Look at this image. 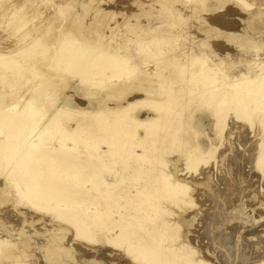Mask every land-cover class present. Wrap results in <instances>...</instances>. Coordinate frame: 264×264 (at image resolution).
Returning <instances> with one entry per match:
<instances>
[{"label": "bare ground", "instance_id": "obj_1", "mask_svg": "<svg viewBox=\"0 0 264 264\" xmlns=\"http://www.w3.org/2000/svg\"><path fill=\"white\" fill-rule=\"evenodd\" d=\"M182 1L183 2L190 1L191 3L196 0H182ZM225 1H228V0H225ZM229 1H232V0H229ZM172 2H175L177 6H179L178 1L177 2L172 1ZM223 3H225L224 0H223ZM241 3L245 5H249L248 2L246 3V1L244 0H241ZM171 4L169 3L170 6ZM259 4L261 5V3ZM169 5H168V8L173 10L172 8L174 5H172V7H169ZM2 6H4V4ZM182 6H179V7H182ZM19 7H21V5ZM187 7L188 6H186L185 8ZM219 7H222V5H220ZM243 7L244 6H242V8ZM177 8H174L176 9L175 11L176 13H177ZM190 8H187V9H190ZM16 9L18 10L19 8H16ZM165 9H166V6H165ZM192 9L190 10L194 11L195 8L193 7ZM179 10L181 9L179 8ZM179 10H178V13H179ZM195 10H197V8ZM0 11H1V8H0ZM185 11L187 10L185 9ZM206 11H209V10L207 9ZM19 12H20V9H19ZM19 12H16V13L18 14ZM166 12L164 11L165 14L169 13V12L168 13ZM194 12H197V11H194ZM8 13L10 14V12ZM13 13H11L12 16L10 15L11 18L13 17ZM0 14L2 15L4 13L2 12ZM20 14L22 13H19V15ZM172 14L170 15L173 16ZM175 15L176 14H174V16ZM27 16L28 15H26V17ZM0 17L1 19L4 18L2 16ZM7 17L9 18V16ZM21 17L19 19H21ZM180 17L179 19L181 21H179L178 19L177 20L179 22H182V19ZM49 18H47V20H49ZM26 19L28 20V17ZM51 19H50V23H51ZM177 20H175V22H178ZM13 21L18 22V21H15L14 18H13ZM168 22H172V21H168ZM168 22L166 21L167 24ZM175 22H173V25L175 24ZM44 23L45 22L43 21V24ZM163 23L166 24L165 20ZM48 24L49 23L47 22V25ZM37 26L39 27V30H40L41 25L39 26L37 24ZM45 26L41 28L44 29ZM10 27L12 26L10 25ZM33 27L35 28V26ZM48 27H50V25ZM166 27L168 29L169 25H167ZM31 28L29 27V29ZM12 29H15V28L12 27ZM49 29H51V27ZM66 29L64 30L66 31ZM67 30H70V28ZM13 31H17V30H13ZM43 31L46 32L45 30ZM65 31H63V33ZM170 31H172V29H170ZM28 32H27L28 35H26L27 37L25 36L26 39L29 37V34L32 32V30ZM59 32H56V33H59ZM39 33L38 35L33 34V33L32 34L41 36L43 32L40 33L41 35H39ZM65 34L66 32L64 33V35ZM161 34L163 35V32ZM165 34L163 36H166V38L167 36H171V34L170 35H165ZM20 35L17 34V37H20ZM140 35L142 36V34ZM152 35L154 36V34ZM162 35L160 36L158 35V36L161 37ZM43 36H45L44 33H43ZM147 36H149V34ZM25 37L23 36V38ZM150 37L152 36L150 35ZM150 37L149 38L145 37L147 40H145V38H142V37L141 38L139 37V38H140V41H142L141 39H144L146 42H148L152 40L150 39ZM75 38L74 36L72 37V36L67 35L65 38H63L62 40L63 42L61 41L60 44H57L58 42L55 41V43L57 42L55 45L56 46L59 45V47H55V49L52 48L54 47L53 44H50V46L52 45L51 46L52 49L50 48L51 52H53L54 50L56 54L53 57V54L51 55L49 54L51 52H48V56L50 55L49 58L51 60L53 58L55 59V61L53 59L54 64L55 63L57 64L58 62L61 63V66L64 67V70L65 68H68L69 70L74 72V74L77 75L78 78L91 81L92 79L94 80V78L98 80V77H99L105 80V79H113L114 77L112 76L119 77L120 76L119 74L121 73L129 74L130 70L133 72H139L137 67L136 68L138 71H135L136 68L135 69L132 68V66L134 65L131 66L128 63L129 59L131 61L135 59V58L133 60L131 58L128 59V56L126 54H128L129 52L125 54L123 53V55H121L122 53H120L119 50L114 51L115 47L117 49L118 48L121 49L124 44H122V46L120 47L114 46L113 47L114 50L112 52V49H111L112 46H110L111 44L109 45L108 44L109 42L104 44L105 42L104 41L103 45L104 46L109 45L110 47L106 49H111V52L110 50H108V52L103 50L104 46L102 44H101L102 46L100 45L101 46L100 48H102L103 52H100V50L95 51V49L97 50V48L94 49V47H92L91 45L89 46L83 45L77 42L76 40H74ZM84 38L85 37H83L82 39ZM20 39H21L20 41L22 42L23 41L22 37ZM39 39L40 38H38L37 40ZM175 39H173L174 43L175 41L178 40L177 35ZM48 40L52 42V40H55V39H52V40L48 39ZM91 40H92L91 42L96 43L95 39L94 41L93 39ZM135 40L138 41V39H135ZM41 41L42 40H40V42ZM43 41H46V40L44 39ZM49 41L46 44H49ZM98 41L96 43L97 45H99ZM153 41H156V40H153ZM16 42H19V41L17 40ZM24 42L25 41H23V44ZM146 42L144 46H146V44H150ZM168 42L171 43L173 41L170 42L168 40ZM87 43L88 42H86V44ZM172 44L173 43L169 45L172 46ZM43 45L42 47H44ZM97 45L96 47H98ZM177 45H179L180 47L181 44L178 43L176 44V46ZM13 46L15 47L16 45L14 44ZM45 46H49V45H45ZM184 46H182L183 48L180 47L179 48L180 50H178V47H174V48L167 47L168 50L169 48L174 49V50L176 48L178 50L172 56H168L169 59L167 58L168 60H170L168 62L172 61L173 63L177 64V66L171 67L172 74H170V76L171 75L172 76L170 77L169 80H166V82L159 81L161 80L162 76L160 78L157 76L158 82L154 81V83H152L151 85L152 88L150 87L151 89L148 88V86H146L147 87L146 92L148 93L145 94L144 91H141L145 94L144 97L138 96L134 98L132 97V95L127 96L129 93L125 92L123 94L124 97H122L121 99H114L118 101L112 100L114 102L112 106H108L110 103L107 104V102L104 104L99 102V100H97L98 98L96 99L97 101L95 99H92L96 101V103H94L89 109L91 111L87 110V108L85 107L86 105H88L87 103L85 106L82 104H79V105L84 106L86 108L85 110H83L82 107L80 108L73 107L72 105L73 102H71L73 100L72 98H71L72 100L63 99L61 102V105L55 104L51 108H49V105L46 106V102L49 103L48 101L50 100V98L52 97L53 99V96L57 95L55 93L59 92L57 91L58 89L56 90L58 85H56L57 87L55 86L56 82L54 84L53 78H56L57 76L59 77L60 71H58V73H56V71H52V73H50V71H46L48 67H46V69L43 68L44 70L42 69L43 72L46 71V73L44 74H42L43 72L40 73V75L36 77L38 79L36 78L33 79V75L31 76L32 81L36 80V82L34 81L35 84L34 82L33 83L31 82V84L29 83L31 86L34 85L33 87H30L29 84H28L29 87L27 86L28 88L24 86L25 91L27 92V95H24V93L26 92L17 94L18 98L15 99V97L13 96L14 97L13 101L11 99L10 100L12 102L9 100L11 103H9L8 101L9 99L8 95H7L8 99L4 97L7 103L5 102L4 103L5 105L3 106L0 103L1 104V107H0V175L1 176L3 175L2 179L4 180L3 181L4 184H2L1 190L3 191V188H6V190L7 188L9 189L11 188L12 189L11 191L15 193L13 194L14 195L17 194L18 197L20 196L19 198L23 201L25 205L28 206V211L32 212V209L37 210L39 208L37 212L38 211L44 212L45 210L50 209L53 212V216L52 215L51 216L54 218L55 221L58 222L61 219L59 222H61L62 224L63 220H65L73 227L74 234L76 235L75 238H78V239L81 238L84 240H88L90 242L91 241L95 242V241L100 240L104 244H107V245L111 244L112 247L121 249L122 254H124L125 256L127 255L132 261L136 262V264H208V262L203 261L199 256H195L194 254L195 251L190 246L186 245L184 242H177V232L175 231L176 229L175 210H173V207L171 209H168L167 205H164V203L165 201H170V204H175V200L185 201L183 200V197H186L185 195H186V190L188 188V185L187 184L185 185L184 182L182 184L181 180L178 178V175H182L180 174L181 173L180 170H179L180 172L178 174L176 173V175L175 173H173L174 170L172 171L170 169L169 171L165 170L169 168L165 166L166 164H169V163L167 162L165 164L163 161H161V156L159 153L161 151H158V150L162 146L170 144L172 143L173 140L176 139L175 134H174L176 132V128L180 125L182 120H184L183 122L185 123L187 122V119L190 117H192V119L194 118L196 122L192 125L194 128L193 136L195 138L200 133H202L200 131L199 134H196L199 132L198 130L202 129L203 127H207V126L209 127V130H212L211 134L215 135L213 137H216V135L218 136L221 133L224 127L223 125H224L225 119L228 117L230 112L232 113L231 115H233L232 117L242 119V118H247L251 116L254 110L255 114L257 111L256 115H258V117L256 115H253L251 117L255 116L258 119L263 120L264 119V68L259 66V68H257V72L254 73L255 70L253 69L254 70L253 74H250V75L241 74V75H236V76L233 75L230 77V75H228L229 73L224 74V72L220 70V67L219 69L216 68L215 66L217 64L213 63L212 60L211 62L210 61L207 62L204 55L203 56L201 55L202 53L200 54L196 53L197 56H195L192 53L188 52L189 49L187 48L189 46L187 48L186 46L185 47ZM136 47H138L137 44H136ZM100 48L98 47V49ZM192 48L193 47H191V50ZM1 49L3 53L4 49L2 47ZM15 49L17 50L18 48L16 47ZM46 49H43V52ZM168 50L166 53H168ZM191 50L190 52H192ZM203 50H205V48L204 49L202 48L201 52H203ZM7 52H9V50H7ZM142 52H144V50H142ZM147 52H149V50ZM162 52H163V49H162ZM195 52H198V50H195ZM11 53H14V52H11ZM41 54L38 56H35V60H36V57L44 56L45 52L44 54L42 55ZM165 55L167 56L168 54H165ZM21 56H18V57H21ZM157 56L158 55H156V58H158ZM166 56L164 57L166 58ZM29 57L32 59L31 56ZM164 57L162 59H164ZM3 58H6V57L2 56V61H0V68H2L1 69L2 71L0 72H3V73L6 72L5 69L10 70L11 72L19 71L18 69L20 68V65H18L16 62L20 60H14L13 58H11L9 59V61H5V59ZM33 59L31 61H33ZM140 60H142V62L144 63L146 62L145 58L144 59L140 58ZM140 60L138 61L140 62ZM158 60H160V58ZM24 61H28V60L26 59ZM42 61H40V63ZM154 61H151V62H154ZM34 62L37 64L36 61H33V63ZM163 62H164L163 64H166L167 60L166 62L165 61ZM144 63L143 64L140 63L141 66H145ZM22 64L26 65L27 63L22 62ZM30 64L31 63L29 62V65ZM36 64L34 66H36ZM46 64L49 65V63L47 62ZM41 65H43V62ZM155 65H157V63ZM252 65H253V62H252ZM49 66H52V65L50 64ZM162 67L164 69L166 66H162ZM26 68H28V66ZM32 68L34 69V67ZM140 68L143 69L144 67H140ZM250 68L252 70L253 67L250 66ZM145 69L140 70V72L144 71L145 72V73L143 72L144 74L149 72L147 69L146 70ZM149 69H151V67H149ZM153 70L155 71L154 74L159 73L158 70H155V69ZM159 70L160 72L162 71L161 69ZM37 71L35 70L34 72H36L37 74L38 73ZM27 74L29 75V73ZM36 74L34 75L36 76ZM144 74L143 76L141 74V76L144 77ZM150 74H152V72ZM15 75H20V73L14 74L13 77L11 75L10 77L14 78ZM22 75H24V73H22ZM63 75H60V76H63ZM153 75L150 78H149V74L148 76L147 75L145 76H147L149 79L151 78L153 79L154 77L156 78L157 74L155 76ZM165 76H166L165 78L167 79V75ZM7 77L11 79L9 77V74L7 75ZM18 77L19 76H17L16 78ZM133 77H132V80H133ZM28 78L30 79V77ZM28 78L25 79L23 76L22 79H25L24 81H27L29 80ZM121 78H124V77L120 76V78L118 79L115 78L118 80V82H116L115 85H117V83L119 84V79ZM96 79L94 81H97ZM141 79L144 80L146 78H141ZM18 80H21V79H18ZM59 80L58 82L61 83ZM11 81H14V80L11 79ZM11 81L9 82L8 80L9 83L6 86H8L11 83ZM61 81H64V80L62 79ZM125 81H127V79H125ZM22 82L23 81H21V83ZM144 82L142 81V83ZM0 83H1L0 86H3L5 82L3 83L2 81ZM150 84L151 83H149V85ZM10 85H13V84H10ZM10 85L9 87H12ZM24 85H27V83H25ZM96 85H98V83ZM50 86L56 87L55 88L56 91L52 93L54 95L50 94L51 92H53L54 89L53 90L45 89V88H50ZM118 86H120V84ZM104 87H108L107 83H106V86ZM23 89L24 88H22L21 90ZM61 89L62 88H60L59 90ZM130 89L127 91H130ZM44 90H49L47 92H50V93L44 92ZM113 90L114 88L112 89V91ZM0 91L2 92L4 91L7 94L6 90H0ZM16 92L17 91H15V93ZM74 92H76V90ZM143 93H139V94L141 95ZM3 95L1 96L3 97ZM91 97L89 99H91ZM129 97H132L131 100L128 99ZM186 100L191 101V102H193L194 100L193 103H196V104L193 106H189L187 109L184 110V103ZM103 101L104 100L102 99V102ZM108 102H111V101H108ZM197 106L198 108H196ZM142 107H147V109L148 108L150 109V110H147L146 113L144 112L145 114L144 117H143L144 114L142 115V117L140 116L141 111H143ZM74 108L75 110H73ZM231 115H229L230 118H232ZM185 118H186V121H185ZM64 119L66 120V122H64ZM183 122L182 124H184ZM260 127L261 126H259V130H260ZM258 135L259 134H257V136ZM204 136H205L204 138L205 140L203 141L200 140L198 144L191 143L192 146L194 145L193 150L190 148L191 150L190 153L192 154V157L188 158L189 156H185V155H188V153L184 155L186 159L184 163L185 166H188L186 163H190L191 160H197V161L204 160L206 153L211 155L212 154L211 152H214V149H216L215 145H213L215 143L213 141L215 138L213 137L210 138L209 136H207L206 138V135ZM260 136L261 135H259V138ZM191 137H192V134H190L189 137L186 136V140H188V138L190 141L193 140L194 137L193 139ZM177 139L179 140V138ZM181 139L182 138H180V140ZM260 139L262 140L258 145L259 155L258 156L255 155L257 156L256 157L257 161H255L257 164L264 163V137L263 135H262V138ZM194 141L196 142V140ZM179 142H182V141H179ZM256 142H259V141L256 140ZM162 156L164 155L162 154ZM146 159H149V160H146ZM192 165L194 164H189L188 167ZM173 174L175 176H173ZM52 212L48 214H52ZM44 213H46V211ZM24 214L27 215L26 213ZM14 229L15 228L11 227L10 229L6 231H2V230L0 231V260L2 259L4 255L7 254L4 252L5 250L8 251L7 248L9 249L11 248L13 252L12 255H15L18 251L17 243H15L18 236H17L16 230ZM5 246L7 247L4 249ZM250 264H264V258L256 259L255 261H252Z\"/></svg>", "mask_w": 264, "mask_h": 264}, {"label": "rangeland", "instance_id": "obj_2", "mask_svg": "<svg viewBox=\"0 0 264 264\" xmlns=\"http://www.w3.org/2000/svg\"><path fill=\"white\" fill-rule=\"evenodd\" d=\"M8 1L0 0V4L1 3L4 4V6H2L3 4L0 5L1 8L0 13L2 12L4 13L2 15L0 14V16L4 17L2 19L0 17L1 20L0 22L1 60L0 61H2V56L6 57L3 58L5 59V61H9V59L11 58H13L14 60H20L17 62L15 61L18 65H20V68L18 69L19 71L11 72L10 70L5 69L6 72L4 73L0 72V76H1L0 78H2L0 79V82L2 81L3 83L5 82L4 85L2 83L3 86H0V90L7 91V94L4 91L3 92L0 91V97H1L0 103L2 104V106L5 105L4 104L5 102L7 103L5 98L6 99L9 98L8 101L10 99L13 101L14 97L15 99L18 98L17 94L26 92L25 87L26 88H28L29 86L33 87L34 85L31 86L30 84L31 82L32 83L34 81L36 82V80L32 81L31 76L33 75V79L38 77L40 73H42L43 70L46 69V67H48L46 71H50V73H52V71H56V73L60 71L59 77L55 76L56 78H53L54 84L56 82L55 86L58 85V87L56 86L57 87L56 88L54 86H50V88H45L49 90L54 89L53 92L51 93L47 92L49 90H44V92L50 94L54 93L57 89H58L57 91H59L55 93L57 95L52 94L54 95L53 99L50 96L51 98L48 101L49 103L46 102V106L49 105V108H51L55 104L61 105L63 99H67V100L73 99L71 101L73 102L72 103L73 107L75 108L82 107L83 110H85L86 108L87 110H89L91 106L94 103H96L97 100H99V102L103 104L106 102L107 104L110 103L108 106H112L114 103L113 101H118L114 99H121L122 97H124L123 94L125 92L129 93L127 96L132 95V97L134 98L138 96L144 97V95L148 93L146 92L147 91L146 86L150 88L152 83H154V81L158 82V77L159 78L161 76L163 77V78L161 77V80H159L161 82H166V80L170 79V77L172 76V75L170 76V74H172L171 67H176L177 64L173 63L172 61H171L172 64L171 62H168L170 61L168 60L169 59L168 56H172L173 54H175L178 50H180L179 48L184 45L186 46V48L189 46L187 48L189 49L188 50L189 53H192L195 56H197L196 53L199 54L202 53L201 55L202 56L204 55L207 62L209 61L211 62L212 60L213 63L217 64L215 66L216 68L219 69L220 67V70L224 72V74L229 73L228 75H230V77L233 75L236 76L241 74H245V75L253 74L254 70H255L254 73L257 72V68H259V66L264 68V2H263L264 0H244L246 1V3L248 2L250 6L241 3V0H232V1L224 0L225 3H223V0H220L222 3L219 0H199V1L196 0L191 3L190 1L183 2L182 0L181 1L179 0H164V1L163 0H8ZM172 1H176V2L178 1V5L179 6L183 5V6L179 7L175 2ZM16 2L17 4L18 3L19 4L17 5ZM169 3L170 4L172 3L171 6L169 5ZM259 3H261V5ZM5 5H7L8 7ZM20 5L21 7H19ZM168 5L169 7H172V5H174L172 8L173 10L169 9ZM220 5H222V7H219ZM9 6L11 9L9 8ZM165 6L166 9L168 8L167 10L165 9ZM186 6H188L187 8L191 7L190 9H192L193 7L195 9L197 8V10L194 9V11L197 12L185 8ZM242 6L244 7L242 8ZM177 7H179L181 10H179V8ZM16 8H19L20 12L19 9L17 10ZM162 8L165 12L167 11L166 13L168 12L169 13L165 14ZM174 8H177V13L179 10L180 15L179 13L177 14L175 12L176 9ZM185 9L192 14L185 11ZM203 9L204 10L208 9L209 11L206 10L204 11ZM9 10H11L12 12ZM7 11L10 12V14ZM16 12L22 13L20 15L23 17H21L19 13L17 14ZM11 13H13L12 18L10 17V15L12 16ZM170 14H172L173 16H171ZM174 14H176L175 15L176 17L174 16ZM26 15H28L27 16L28 20L26 19L27 18ZM163 15L164 16L167 15V16L164 17ZM178 15L179 17L182 16L180 17L182 19V22H179L181 20L179 19ZM7 16H9V18ZM20 17L21 19H19ZM13 18L15 19V21L18 22H14ZM17 18L21 21H19ZM47 18H49V20H47ZM50 19H51V23H50ZM45 20L49 23L48 25ZM164 20L165 23L166 21L167 22L172 21V22H168V24L166 23L167 25H169L172 31H170L169 27L167 29L166 27L167 25L163 23ZM175 20H177L178 22H175ZM43 21L45 22L44 24ZM173 22H175L174 25ZM37 24L39 26L41 25L40 26L41 31L39 30ZM10 25L15 29H12ZM32 25L35 26L36 29ZM42 25L45 26L44 29L41 28L43 27ZM49 25L51 29H49L50 28L48 27ZM29 27L30 28L32 27L34 30L32 28L29 29ZM66 28L67 29L70 28V30H67ZM64 29H66V31ZM13 30H17L18 32ZM30 30H32V32L29 34L28 38L32 36L31 37L32 39L30 38L31 39L30 40L27 38L30 41L29 42L26 39L27 37L26 35H28L29 33L28 31ZM43 30H45L46 32H44ZM74 30L76 33L74 32ZM38 31L40 33L43 32L46 37L43 36V33L41 35ZM63 31L66 32L65 35H64L65 32L63 33ZM175 31H177L178 33ZM23 32L25 35L23 34ZM37 32L41 36H37L38 35ZM162 32L163 35L167 32L165 35L171 34V36H167L166 38V36H163L161 34ZM11 33L15 36H13ZM32 33L37 35H33ZM17 34L18 35L21 34L22 36L20 35V37H17ZM140 34H142V36ZM148 34L149 36H147ZM152 34H154V36L156 34L157 35L154 37ZM67 35L72 37L74 36V38L76 37L74 40H76L77 42L83 45H88V46L91 45L92 47H94V49L97 48V50L95 49V51L100 50V52H103V50H105L106 52L110 50L111 52V49L113 52L114 46L120 47L122 46V44H124L121 48L122 50L119 48L117 49L115 47L114 51L119 50V52L122 53L121 55H123V53L124 54L128 52L131 53L133 50L132 53H134L135 55L132 53H131L132 56L129 53L126 54L128 56V59L131 58L133 60L135 58L133 61L129 59L128 63L131 66L134 65L132 66V68L134 69L137 67L139 72H133L130 70L129 72L130 75L128 73L119 74L121 77H124L119 79L120 86H118L119 85L118 83L117 85H115V83L118 82L117 79L120 78V76L119 77L112 76L114 77L113 79H105V80L99 77L98 80L94 78V80L96 79L97 81H94L93 79L92 80L90 79L91 81H89L78 78V76L75 75L74 72H72L68 68H65L64 70V67L61 66V63L58 62L57 63L58 65L56 63L55 64L53 63V59H54L53 57L56 54V52H54V50L53 52H51V49L52 48L55 49V47H59V45L56 46L55 44L57 42H58L57 44H60L63 38H65ZM150 35L152 37H150ZM158 35L159 36L162 35V36L159 37ZM176 35L178 40L175 41L174 43L173 39L176 38ZM23 36L26 37L23 38ZM34 36L37 38H35ZM21 37L23 41H25L24 44L23 41L22 42L20 41ZM83 37L85 38L82 39ZM139 37L140 38L150 37V39L152 40L148 39L150 41L146 42L145 40L147 39L145 38V40L141 39L142 41H140ZM38 38L40 39L37 40ZM43 38L46 41H43L44 40ZM48 39L51 40L55 39V40H52V42H50ZM91 39H93V41L95 39L96 43L99 40L98 41L99 45L91 42L92 41ZM135 39H138V41ZM17 40L21 43L16 42ZM40 40L42 41L40 42ZM47 40L49 41V44H46L48 42ZM109 40L110 41L112 40L111 43ZM168 40L170 42L173 41L171 42L173 43L172 46L175 45L174 47H178V50L176 48L175 50L171 49L174 47L170 46L171 43H169ZM55 41L57 42L55 43ZM144 41L150 44H146L147 46L146 47L144 46L145 44ZM86 42L88 43L86 44ZM103 42L104 44L109 42L108 44L109 45L111 44L110 46H112L111 49H106L109 48L110 46L105 45L106 46L105 47L103 45ZM13 43L16 45L15 47L13 46L14 45ZM42 43L45 44L43 45ZM134 43H136L138 47H136V44ZM178 43L183 45L182 46L180 45V47L179 45L176 46V44ZM21 44L24 46H22ZM50 44H53L54 47L51 48L52 45L50 46ZM95 44L99 48L103 45L104 46L103 50L102 48L98 49V47H96ZM42 45L44 47H42ZM45 45H49V46H45ZM1 47L4 49L3 50L4 54L2 53ZM16 47L18 48L17 50L15 49ZM167 47H171L169 48V50L171 49L170 52L172 53L169 52ZM191 47H193L195 50H198V52H195L193 48L191 50ZM42 48L43 49L47 48L46 49L47 52L46 50H44L45 54L47 53L46 55L44 54ZM202 48L203 49L205 48L203 52H201ZM5 50L6 52L7 50H9V52L6 53ZM142 50H144V52H142ZM148 50L149 52H147ZM167 50L168 53H166ZM190 50L192 52H190ZM41 52L42 54H44V56L36 57L35 60V56L40 55ZM48 52H51L49 53L51 55L53 54V57H51L53 58L52 60L49 58L50 55L48 56ZM32 53L34 56L32 55ZM165 54L168 55L166 56ZM156 55H158L157 56L158 58H156ZM29 56H31L32 59L34 57L33 61H36L37 64L35 62L33 63V61H31L32 59ZM164 56H166V58ZM163 57L165 60L162 59ZM44 58L48 60L46 61ZM140 58L141 59L145 58L146 64L142 62ZM159 58L160 60H158ZM26 59L28 61H24ZM138 60H140V62ZM166 60L167 63L163 64L164 63L163 61L166 62ZM21 61L23 63L26 62L28 68H26L27 66L25 64H22ZM40 61L43 62L44 67L43 65H41L42 62L40 63ZM29 62L31 63L30 65ZM46 62L49 63V65L51 64L52 66H49L48 64H46ZM134 62H136L138 65L140 63L142 64L144 63L145 66H141V64L138 66ZM248 62L250 65L248 64ZM156 63L158 66L155 65ZM168 63L171 65H169ZM35 64L36 66H34ZM155 66L157 67V69ZM162 66H166V67L163 69ZM250 66L253 67L252 70ZM32 67H34V69ZM140 67H144L143 69L147 67L146 69L149 72H147L146 74H144L145 73L144 71H143L144 73L140 72V70H143ZM149 67H151V69H149ZM137 68L135 69V71H138ZM158 68L161 69L162 71L160 72ZM1 69L2 68H0V71H2ZM153 69L158 70L159 73H156L157 75L154 74L155 71ZM35 70L36 71L38 70L37 74L36 72H34ZM150 70L152 74H150L151 73ZM46 71H44L42 74L46 73ZM19 73L20 75H15L14 78L10 77L11 75L13 77L14 74H19ZM22 73H24V75H22ZM25 73L26 74L29 73V75L28 74L26 75ZM8 74L9 77L14 81H11V79L7 77ZM34 74H36V76ZM131 74L132 75L134 74L133 75L134 77ZM141 74L142 76L144 74V77H142ZM148 74H149V78L152 77L153 74H154L153 76L156 75V78L155 77H154L155 79L151 78L152 79L151 80L147 77ZM165 75H167V79L165 78L166 77ZM17 76L19 77L16 78ZM23 76L25 79L30 77L31 81L29 78H28L29 80H27L28 82L24 81L25 79H22ZM57 78H59L60 80ZM141 78H146V79L143 80ZM62 79L64 81H61ZM125 79H127V81H125ZM8 80L9 82L11 81L10 84H13V85L9 84L12 87H9V85L6 86L9 83ZM58 80L61 83H59ZM21 81L23 82L21 83ZM142 81L145 82L142 83ZM24 82L27 83V85H24L25 84ZM62 83H64L65 85ZM97 83L98 85H96ZM106 83L108 87H104L106 86ZM149 83L151 84L149 85ZM59 87L62 89L59 90L60 89ZM22 88H24L23 89L24 91L21 90ZM113 88L114 90L112 91ZM129 89L130 91H127ZM75 90L76 92H74ZM15 91L17 92L15 93ZM141 91H144L145 94ZM139 93H143V94L140 95ZM1 95H3V97ZM7 95L9 96L8 98ZM24 95H27V92L24 93ZM87 95H89L90 97L92 96L91 99H89L90 97ZM132 97H129L128 99L131 100ZM92 99L95 100L97 99V100L94 101ZM102 99L104 100L103 102ZM10 101L9 103L12 102ZM108 101H111L112 103ZM193 102L186 100L184 103V110L187 109L189 106H193L196 104ZM86 103L88 105H86ZM75 104L78 106H76ZM79 104H82L84 106L86 105L85 106L86 108ZM75 108L73 110H75ZM142 108L143 111H141L140 113L141 117L144 114V112L146 113L147 110H150L149 108L147 109V107H142ZM196 108H198V106ZM231 114L232 113L230 112L229 115ZM256 114L253 110L251 116ZM144 116L145 114L143 115V117ZM232 116L233 115H231V117ZM251 116L242 119L234 118V117L232 118L229 117L228 119L227 117L225 119L223 125L224 127L221 133L218 136L216 135V137H213L215 135L211 134L212 130H209V127L207 126V127H203L202 128L203 130L202 129L198 130L199 132L196 134H199L200 131L202 133H200L195 138L193 136L194 128L192 126L194 123H196L195 119L194 118L192 119V117H190L187 119V122L185 123L183 122L184 120L182 121L180 120L181 123L176 128V132L174 133L176 137V139L173 140L174 142L172 141V143L164 145L158 150L161 151L159 152L161 156V161H163L165 164L167 162L169 163L165 165L166 167H169L168 169L165 170L168 171L169 169L171 171L174 170L175 172L173 171V173H175V175L176 173L178 174L181 171L180 174L182 175H178V178L181 180L182 184L184 182L185 185L186 184L188 185L185 195L186 197H183V200L185 201L175 200V204H170V201H165L164 203V205H167L168 209H171L173 207V210H175V216H176L175 231L177 232V242H184L186 245L190 246L195 251L194 253L195 256H199L203 261L208 262V264H250L252 261H255L256 259L264 258V163L257 164L255 162L257 161L256 157L259 155L258 145L262 140L260 138H262V135L264 137V119L263 120L258 119L257 118L258 115H256L257 117L255 116L251 117ZM64 122H66L65 119ZM182 122L184 124H182ZM259 126H261L260 130H259ZM190 134H192L191 137L192 139L194 137V139L191 140L192 142L189 140V138L188 140H186V136L189 137ZM257 134L261 135L260 138L259 135L257 136ZM204 135H206V138L207 136H209L210 138L212 137L215 138L213 140L215 142L213 145H215L216 149H214V152H211L212 153L211 155L206 153L207 155L205 154V158L203 157L204 160L201 161L191 160L190 163H186L188 166L189 164H194L192 165L193 167L185 166L184 164L186 160L185 156H189L188 158L192 157V154L190 153L191 152L190 148L193 150V146H194V145L192 146V144H198L200 140L202 141L205 140ZM177 138H179V140ZM180 138L182 139L180 140ZM194 140H196V142ZM256 140L259 142H256ZM179 141L182 142L184 141V142L182 143ZM161 153L164 156H162ZM186 153H188V155H185ZM163 157L164 158L167 157V158L164 159ZM175 175L173 174V176ZM2 178L3 175L2 176L0 175V183H1L0 184V231L1 230L6 231L11 227L15 228L14 230H16L18 236L17 240L15 241V243H17L18 251L16 250L17 253L14 251L16 254L12 255L13 252L11 248L10 249L7 248L8 251L6 250L4 251L7 254L2 257V259L0 260V264H13V263L14 264H136V262L132 261L127 255L125 256L124 254H122L121 249L114 248L111 246V244L110 245L104 244L100 240L95 242L94 241L90 242L88 240H84L81 238L79 239L75 238L76 235L74 234L73 227L65 220H63L62 224L61 222H59L61 219L58 222L55 221L54 218L52 217L53 212L50 209L45 210L46 213H44L45 211L37 212L39 208L37 210L32 209V212L28 211V206L23 203V201L19 198L20 196L18 197L17 194L14 195L15 193L11 191L12 190L11 188L10 189L7 188V190L9 191H7L6 188H3V191L1 190L2 184H4L3 183L4 180ZM51 212L52 214H48ZM24 213H26L27 215H25ZM6 247L7 246H5L4 249Z\"/></svg>", "mask_w": 264, "mask_h": 264}]
</instances>
